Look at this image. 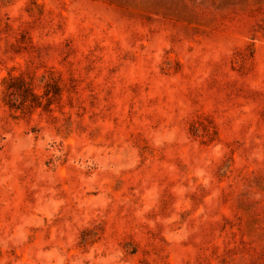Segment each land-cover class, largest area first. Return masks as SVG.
I'll return each mask as SVG.
<instances>
[{"label": "rangeland", "instance_id": "obj_1", "mask_svg": "<svg viewBox=\"0 0 264 264\" xmlns=\"http://www.w3.org/2000/svg\"><path fill=\"white\" fill-rule=\"evenodd\" d=\"M0 264H264V0H0Z\"/></svg>", "mask_w": 264, "mask_h": 264}]
</instances>
